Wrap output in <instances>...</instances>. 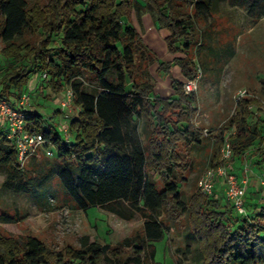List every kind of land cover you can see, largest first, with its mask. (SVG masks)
Segmentation results:
<instances>
[{
	"label": "trees",
	"instance_id": "trees-1",
	"mask_svg": "<svg viewBox=\"0 0 264 264\" xmlns=\"http://www.w3.org/2000/svg\"><path fill=\"white\" fill-rule=\"evenodd\" d=\"M222 2L248 5L252 15L260 7L264 15V0H0V57L21 61L3 72L0 100L17 106L28 93L31 75L41 78L46 72L53 98L71 88L78 109L70 123L74 139L68 142L46 127L43 114L28 111L30 130L44 136L43 147L53 148L58 159L36 184L19 165L15 145L0 134L4 187L44 195L56 177L79 210L101 208L128 222L137 216L144 220L143 234L116 245L81 235L78 247L60 250L36 237L20 240L0 232V264H159L154 243L163 240L165 229L156 212L172 223L188 219L202 264H264V204H255L252 215H239L229 201L220 200L224 187H216L210 197L198 192L189 202L184 200L177 175L192 165L182 149L201 146L206 139L194 128L197 98L186 94L184 83L174 78L173 94L157 95L149 72L150 65L158 63V70L169 75L176 64L186 79L192 78L196 17ZM145 11L159 30L168 31L169 52L183 53V58L167 62L150 54L130 22ZM258 104L256 98L241 97L234 114L211 131L212 168L222 164L226 139L239 164L262 141L258 113L257 121L251 122V107ZM256 166L264 167V153ZM151 171L161 175L162 188ZM18 221L11 215L3 218L7 224Z\"/></svg>",
	"mask_w": 264,
	"mask_h": 264
},
{
	"label": "rangeland",
	"instance_id": "rangeland-1",
	"mask_svg": "<svg viewBox=\"0 0 264 264\" xmlns=\"http://www.w3.org/2000/svg\"><path fill=\"white\" fill-rule=\"evenodd\" d=\"M216 4L213 3L214 7L218 5ZM249 7L248 5L234 7L228 2H223L220 10L213 9L211 13L199 14L196 17L197 43L190 55L193 59L192 72L195 73L196 65L201 70L198 92L192 94L197 98L195 129L203 132L205 129L215 131L222 127L224 122L234 114L239 91H246L247 96L259 101L258 105L251 107L254 112L251 122L257 121L256 114L258 113L262 125V141L255 143L245 158L251 167H256L259 157L264 153V15L261 16L260 7H256L255 14L252 15ZM189 10L195 13L193 6H190ZM132 17L138 28L143 27L142 21L139 23L135 15ZM147 18L149 23L146 24L143 35L153 46L155 52H159L157 55L168 60L167 62H172L175 58H183L185 56L183 53L173 55L169 52L166 43L168 31L160 30L157 33L152 17ZM151 40L156 43H151ZM20 62V60L7 61L0 57V81L4 71L16 68ZM144 64L148 66V62ZM150 71L155 76V78L152 76V82L156 86L157 78L160 77L157 65H150ZM175 71L180 78H183L184 83V76L179 65ZM31 79L26 85L27 89L30 87ZM39 85V92H35L31 98L32 110L43 114L47 128H49V122L57 124L60 132H63L62 126L68 127V135L73 140L74 134L70 130V124L61 121L58 107L53 100H49V83L39 79ZM157 91L162 94L160 96L163 98L170 97L174 92L169 86L167 92L164 89H162L163 92ZM56 97L60 98V95ZM75 110L78 109L73 106L72 112ZM206 120L210 121V124H207ZM205 138L203 145L183 148L181 152L185 160L190 161L192 165L184 174L178 173L177 175L180 191L186 202H189L196 193H202L198 188L199 178L206 169L211 168L210 155L215 140L212 141L211 136ZM43 146L44 144L39 147V153L31 154L25 164L28 178L34 179L35 184L38 183L47 167L51 168L58 160L53 148ZM233 164L235 169H239V162ZM0 176L2 181L0 189L1 233L12 235L20 240L36 237L53 250H60L66 246L78 247V237L81 235H90L103 244L116 245L135 234H143L144 220L141 216L128 222L101 208H91L86 212L79 210L73 200L63 191L56 177L49 182V189L44 195H29L5 188L6 176L3 174ZM150 176L159 188L164 186L161 175L151 171ZM250 179V184L257 182L256 179L252 180V177ZM223 190L225 188L220 191L219 198L229 204ZM254 195L247 199L246 206L250 215L254 213V202L257 199H261L262 204L264 203V196L260 191ZM7 215L14 216L19 221L12 224L4 223L3 218ZM155 218L163 222L165 229L163 240L154 243L157 263L202 264L203 260L198 250L199 243L192 233L187 218H183L180 223H172L158 212L155 213Z\"/></svg>",
	"mask_w": 264,
	"mask_h": 264
},
{
	"label": "built area",
	"instance_id": "built-area-1",
	"mask_svg": "<svg viewBox=\"0 0 264 264\" xmlns=\"http://www.w3.org/2000/svg\"><path fill=\"white\" fill-rule=\"evenodd\" d=\"M1 54V49H0ZM41 78L48 81V73H43ZM201 78V70L198 65L195 67V73L192 78L186 80L183 84V90L186 94L192 95L198 92V80ZM246 91H239L236 99L246 96ZM76 95L71 88H66L64 96L61 99V108L71 110L74 106ZM31 110L30 93H24L17 106L6 100H0V123L3 126L2 134L15 145L19 165L25 166L29 156L44 144V136L37 132H32L29 128L28 111ZM204 137H210L211 131L205 129ZM68 132L65 133V142L69 141ZM214 141V139H211ZM234 152L228 139L222 147V164L216 168H208L204 171L198 181V188L206 196H213L216 185H224L226 199L233 205L234 210L239 215H248L245 206L247 192L250 184V164L245 159L243 161V174L239 175L234 168ZM260 185L264 195V169L260 175ZM2 181L0 176V189Z\"/></svg>",
	"mask_w": 264,
	"mask_h": 264
},
{
	"label": "crops",
	"instance_id": "crops-1",
	"mask_svg": "<svg viewBox=\"0 0 264 264\" xmlns=\"http://www.w3.org/2000/svg\"><path fill=\"white\" fill-rule=\"evenodd\" d=\"M223 3V2H222ZM222 3H220V4H218L216 7H213L212 9H214L215 11H217L218 9L220 10V6H222ZM136 16V18H137V20L139 21V23H140V21H142V24H143V27H137L136 26V24H135V22H134V20H133V17L130 19V22H131V24L138 30V32L141 34V37H142V41H143V43H144V45H145V47L148 49V51L150 52V54L153 56V57H156V58H158L159 60H161V61H168V60H165V59H163V58H161L160 56H158L157 55V53H159V52H155V50L153 49V46H151L150 44H149V42L146 40V38H145V35H143V32H144V29H146V24H148L149 23V21H148V16H151L148 12H142V14H141V16H137V15H135ZM152 17V16H151ZM141 18V19H140ZM152 23L154 24V29H155V31L158 33L160 30L155 26V23H154V21H153V18H152ZM162 31H166V30H162ZM152 36H155V35H153L152 34ZM164 40V39H163ZM153 42V40H151V43ZM153 43H156V42H153ZM164 43H165V41H164ZM153 45V44H152ZM162 51V50H161ZM155 65H157V69H159V65H158V63H155ZM176 67H177V65L176 64H174L173 65V67H172V69H171V72H170V74L168 75V74H166V73H164V72H162V71H159V78H157V84H156V86H155V93L157 94V95H162L159 91H157V90H161L162 91V89H164L166 92H167V88H168V86L171 88V90H173V88H172V86H171V83H172V79L171 78H174V79H176V80H179V81H181V82H183V78H180L178 75H177V72L175 71L176 70ZM175 71V72H174ZM149 72H150V75H151V78H152V76L155 78V76H154V74L150 71V68H149ZM39 79H41V78H38V76H36V77H33L32 79H31V81H30V87H28V92L31 94V98L33 97V94H35V92H39V89H40V85H39ZM184 80L186 81V80H188V79H186L185 77H184ZM184 81V82H185ZM168 85V86H167ZM163 92V91H162ZM38 94V93H37ZM49 100L51 101V100H53L55 103L54 104H56V106L58 107V112L60 113V116H61V121H63L64 123H71V121H72V119L73 118H75V117H77V114H78V110H75L74 112H72V109L71 110H63L62 108H61V104H60V102H61V99L63 98V96H60V98L58 97H56L55 99L53 98V96L50 94V91H49ZM206 123L208 124H210V121H208V120H206ZM2 129H3V126H2V124L0 123V134H2ZM49 130H51V131H53V132H55V133H57V134H59V135H61V136H65V133L66 132H68V127H64V126H62V130H63V132H60V130H59V126L57 125V124H55V123H53V122H49ZM68 134H69V132H68ZM71 140H72V138L71 137H69ZM238 168L239 169H235V171L237 172V173H239V175H241V174H243V167H242V164L240 163L239 164V166H238ZM264 169V167H259V166H256V167H251L250 166V172H249V174H250V178L252 177V180L253 179H256L257 180V182H255V183H251V184H249V188H248V192H247V198L249 199L250 197H252V196H255L254 194L257 192V191H260L261 192V195L262 196H264L263 195V192H262V187H261V185H260V180H259V178H260V175H261V173H262V170ZM251 180V179H250ZM216 187L217 188H221V187H224V185H222L221 183H218L217 185H216ZM224 189V188H223ZM223 191H225V190H223ZM254 193V194H253ZM224 194H225V192H224ZM254 204H262V202H261V199H257L255 202H254ZM264 204V203H263ZM105 244H110V243H105ZM110 245H112V244H110Z\"/></svg>",
	"mask_w": 264,
	"mask_h": 264
}]
</instances>
